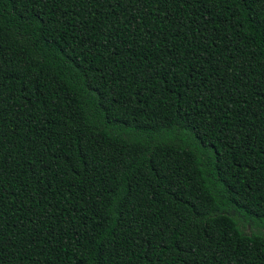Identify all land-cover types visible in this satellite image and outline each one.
I'll use <instances>...</instances> for the list:
<instances>
[{"label": "trees", "instance_id": "trees-1", "mask_svg": "<svg viewBox=\"0 0 264 264\" xmlns=\"http://www.w3.org/2000/svg\"><path fill=\"white\" fill-rule=\"evenodd\" d=\"M0 264H264V0H0Z\"/></svg>", "mask_w": 264, "mask_h": 264}, {"label": "rangeland", "instance_id": "rangeland-1", "mask_svg": "<svg viewBox=\"0 0 264 264\" xmlns=\"http://www.w3.org/2000/svg\"><path fill=\"white\" fill-rule=\"evenodd\" d=\"M245 228H247L248 230L254 229V227L248 225H245Z\"/></svg>", "mask_w": 264, "mask_h": 264}]
</instances>
